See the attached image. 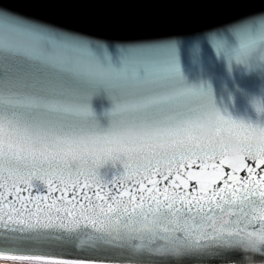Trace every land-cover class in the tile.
Instances as JSON below:
<instances>
[{
	"label": "snow or ice",
	"instance_id": "obj_1",
	"mask_svg": "<svg viewBox=\"0 0 264 264\" xmlns=\"http://www.w3.org/2000/svg\"><path fill=\"white\" fill-rule=\"evenodd\" d=\"M21 2L0 3V259L239 264L240 234L264 233V152L243 143L233 168L223 137L264 134V99L250 102L255 120L221 113L211 89L185 83L182 56L199 67L210 46L229 66L264 67V7L185 38L114 45ZM101 93L105 123L90 103ZM119 104L137 109L123 123ZM210 116L216 135L201 140ZM127 126L142 135L126 147Z\"/></svg>",
	"mask_w": 264,
	"mask_h": 264
},
{
	"label": "water",
	"instance_id": "obj_2",
	"mask_svg": "<svg viewBox=\"0 0 264 264\" xmlns=\"http://www.w3.org/2000/svg\"><path fill=\"white\" fill-rule=\"evenodd\" d=\"M12 6L41 21L120 45L185 38L236 16L258 11L264 7V0H22ZM182 72L188 86L211 89L213 103L221 113L255 120L250 102L253 98L264 99V67L250 70L236 64L229 66L210 46H202L199 67L182 56ZM90 103L101 123H105L102 114L110 102L101 93ZM240 240L241 247L244 243L241 235ZM242 256L241 252L233 254L239 264L264 261L261 257L245 261L241 260ZM104 259L108 264H129L123 255ZM136 264L146 262L136 261ZM173 264L192 262L174 260Z\"/></svg>",
	"mask_w": 264,
	"mask_h": 264
},
{
	"label": "clouds",
	"instance_id": "obj_3",
	"mask_svg": "<svg viewBox=\"0 0 264 264\" xmlns=\"http://www.w3.org/2000/svg\"><path fill=\"white\" fill-rule=\"evenodd\" d=\"M127 108L130 111H135L137 109L132 105H113V110L120 113L119 119L123 123L126 118L123 110ZM143 111L141 107L138 109ZM241 124L243 121L240 122ZM199 138L201 140H207L210 137L216 135V119L214 117H208L205 121L201 122L198 130ZM142 135L141 129H136L132 126L124 127L119 134L120 142L124 146H131L133 142ZM224 142L227 144V163L235 168L242 163V144L248 143L252 145L258 152H264V134L260 130L253 129L246 135H241L236 133L234 135H225L223 137ZM80 142L85 149L89 152L99 153V149L92 148L86 138L81 137ZM241 238L244 240L243 245L240 247V252L243 253V259L245 261L251 260L256 254H261L262 249H264V233L254 232L248 235L246 232L241 233ZM259 264H264V261L259 262Z\"/></svg>",
	"mask_w": 264,
	"mask_h": 264
},
{
	"label": "rangeland",
	"instance_id": "obj_4",
	"mask_svg": "<svg viewBox=\"0 0 264 264\" xmlns=\"http://www.w3.org/2000/svg\"><path fill=\"white\" fill-rule=\"evenodd\" d=\"M0 264H20V262L0 259Z\"/></svg>",
	"mask_w": 264,
	"mask_h": 264
},
{
	"label": "bare ground",
	"instance_id": "obj_5",
	"mask_svg": "<svg viewBox=\"0 0 264 264\" xmlns=\"http://www.w3.org/2000/svg\"><path fill=\"white\" fill-rule=\"evenodd\" d=\"M106 264H108V263H106Z\"/></svg>",
	"mask_w": 264,
	"mask_h": 264
}]
</instances>
